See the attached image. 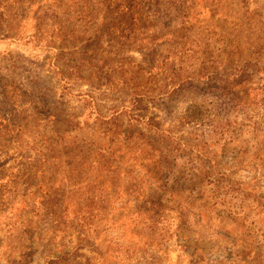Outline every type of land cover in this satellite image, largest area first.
I'll list each match as a JSON object with an SVG mask.
<instances>
[{
    "label": "rangeland",
    "instance_id": "374dc122",
    "mask_svg": "<svg viewBox=\"0 0 264 264\" xmlns=\"http://www.w3.org/2000/svg\"><path fill=\"white\" fill-rule=\"evenodd\" d=\"M0 264H264V0H0Z\"/></svg>",
    "mask_w": 264,
    "mask_h": 264
}]
</instances>
